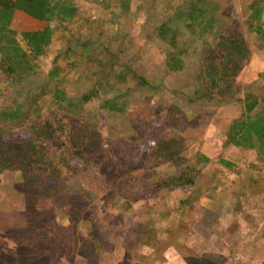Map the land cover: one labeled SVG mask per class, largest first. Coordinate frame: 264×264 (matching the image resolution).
Segmentation results:
<instances>
[{
	"label": "rangeland",
	"instance_id": "374dc122",
	"mask_svg": "<svg viewBox=\"0 0 264 264\" xmlns=\"http://www.w3.org/2000/svg\"><path fill=\"white\" fill-rule=\"evenodd\" d=\"M253 1L71 0L78 24L57 33L27 75L12 77L6 97L16 106L0 102V126L13 131L7 142L20 144L32 138L25 123L56 114L70 133L94 125L99 143L83 147L76 171L58 167L51 193L32 206L18 173L0 172V264H264V164L224 145L244 96L264 102V37L248 21ZM259 6L264 25V0ZM188 11L187 20L208 29L202 41L175 20ZM167 22L173 49L157 36ZM227 26L240 32L248 58L233 100L214 103L197 97L198 64ZM171 53L183 54L180 71L167 69ZM59 92L65 101H56ZM84 94L89 101L75 103ZM116 97L122 112L98 108ZM16 107L19 118L5 120ZM60 147L49 143L53 161ZM185 165L197 169L191 185L156 186Z\"/></svg>",
	"mask_w": 264,
	"mask_h": 264
},
{
	"label": "trees",
	"instance_id": "16d2710c",
	"mask_svg": "<svg viewBox=\"0 0 264 264\" xmlns=\"http://www.w3.org/2000/svg\"><path fill=\"white\" fill-rule=\"evenodd\" d=\"M260 3L261 0H255L249 5L248 21L255 24V27L250 25L251 31L258 38H263L264 25L261 24ZM14 11H20L34 20L43 22L45 27L37 32L16 33L10 30L9 24ZM188 13L189 11L179 14L175 20L178 18L182 20L183 29L191 37L202 41L208 34V29L187 20ZM76 15V6L71 0H0V73L4 75L0 81V102L9 100L14 107L16 106L13 98L6 97L12 85V77L16 75L20 78L27 75L30 71L29 62L47 55L48 47L56 34L63 33L69 25L78 24ZM170 22L160 26L157 36L173 49L175 31L168 26ZM77 35L76 43L81 39V32L78 31ZM72 40V38L68 39L69 44ZM66 50L70 51L68 47ZM59 53L53 56L52 63ZM182 56L181 53L178 55L171 53L166 62L167 69L171 72L180 71ZM247 58L248 49L237 28L227 26L220 29L199 60L201 91H196L197 97L206 98L214 103L232 101L237 91L236 75ZM55 72L56 68L53 67L48 72V77H53ZM90 98L89 94H84L75 99V103L83 104ZM30 99L33 100L34 96ZM55 99L65 101L61 92L55 95ZM118 99L117 97L103 99L98 108L120 113L125 103H120ZM263 103L252 95L244 96L241 114L230 121L224 135V145H230L238 150L253 151L255 162L260 164H264ZM19 114L20 111L16 107L13 112L4 113L3 118L15 121L19 118ZM24 127L30 130L32 138L20 144H12L7 140L13 136V131L0 126V172L9 170L18 173L20 183L26 190L24 205L32 206L33 201L48 197L51 193V183L60 176L58 167L67 171H76L85 163L83 147L96 146L99 139L94 125L84 123L79 132L70 133L67 123L56 114L42 119L38 125L25 123ZM53 140L61 144V156L58 161H53L47 154V147ZM196 170L192 166L185 165L175 175L158 181L156 186L168 189L171 186L176 188L178 184L191 185Z\"/></svg>",
	"mask_w": 264,
	"mask_h": 264
},
{
	"label": "crops",
	"instance_id": "0c3cea01",
	"mask_svg": "<svg viewBox=\"0 0 264 264\" xmlns=\"http://www.w3.org/2000/svg\"><path fill=\"white\" fill-rule=\"evenodd\" d=\"M261 14H263V13H261ZM261 21H262V19H261ZM44 26L45 25L43 22L34 20V19L28 17L27 15H25L24 13H22L20 11H14L12 13V17H11L10 24H9L10 30H12L16 33L37 32V31L42 30L44 28ZM252 65H256V64L252 63ZM261 65L264 67V63H262ZM263 70H264V68L262 69V71ZM262 71H261V69H259L257 72L262 73Z\"/></svg>",
	"mask_w": 264,
	"mask_h": 264
}]
</instances>
